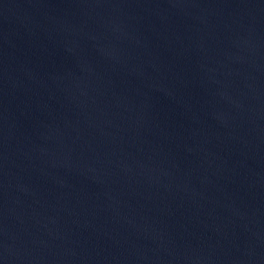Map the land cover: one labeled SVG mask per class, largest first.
I'll return each instance as SVG.
<instances>
[{"label":"water","instance_id":"obj_1","mask_svg":"<svg viewBox=\"0 0 264 264\" xmlns=\"http://www.w3.org/2000/svg\"><path fill=\"white\" fill-rule=\"evenodd\" d=\"M0 264H264V0H0Z\"/></svg>","mask_w":264,"mask_h":264}]
</instances>
